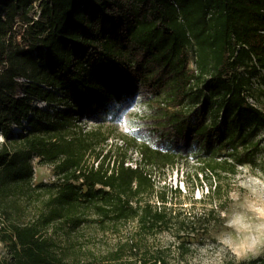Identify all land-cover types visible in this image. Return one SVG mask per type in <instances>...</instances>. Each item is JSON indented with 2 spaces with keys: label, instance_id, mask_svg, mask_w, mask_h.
<instances>
[{
  "label": "trees",
  "instance_id": "16d2710c",
  "mask_svg": "<svg viewBox=\"0 0 264 264\" xmlns=\"http://www.w3.org/2000/svg\"><path fill=\"white\" fill-rule=\"evenodd\" d=\"M34 2L0 0V264H169L140 254L145 238L171 231L187 251L196 231L156 189L155 170L203 162L214 201L264 149V0H41L38 19ZM137 96L155 106L152 142L137 145L135 166L119 146L111 165L107 135L82 118ZM33 157L53 181L34 182ZM132 221L139 239L102 257L80 240Z\"/></svg>",
  "mask_w": 264,
  "mask_h": 264
},
{
  "label": "rangeland",
  "instance_id": "374dc122",
  "mask_svg": "<svg viewBox=\"0 0 264 264\" xmlns=\"http://www.w3.org/2000/svg\"><path fill=\"white\" fill-rule=\"evenodd\" d=\"M33 104L41 109L53 110L56 107L39 99L34 100ZM153 107L155 106L152 101L137 96L135 102L121 112H112L101 120L83 117L81 123L87 129L101 126L107 135V140L103 144L104 153L112 150L113 154L120 146L122 150L127 151L130 157L128 164L135 166L138 158L137 145L144 141L152 142L149 132V123L151 122L145 123V119H150ZM29 128L28 122L25 121L23 126L15 125L12 129L16 134H19ZM258 138H261L264 144L263 131L258 134ZM1 139H3L2 136H0ZM115 157L116 153L112 156L111 165ZM89 160L91 162L94 161L91 156ZM32 163L35 183L50 182L55 179L52 165L40 164L37 157H33ZM202 163L193 158H183L172 167L156 169L154 172L156 189L158 191H166L167 205L180 210L183 213V217L193 222L191 227H194L196 232L195 236L190 239L191 242L187 243L189 250L186 251L180 247L179 240L171 231H164L147 236L141 244L140 254L147 249V257L152 260L154 256L162 255L169 264H195L196 260L201 259L199 256L201 249L198 246L209 244L212 250L211 255L216 256L221 264H224L226 259L233 257L241 260L264 255V249L233 255L226 249L216 245L215 237L226 230L222 217L225 211L231 208L228 194L232 186L239 183L243 187L254 179L249 175L248 164L239 166L238 172L234 176H227L223 179L219 196L213 201L209 181L200 171ZM252 166L254 169H259L260 172L264 173V149L256 155L255 163ZM259 182L258 179L255 180V183ZM212 207L219 210L215 220L213 217L205 216V213ZM136 228V221H132L122 226L119 232L107 231L103 233L86 229L80 240L86 249H91L94 253L92 255L102 257L110 250L115 249L120 241L130 239V242H132L138 240L139 236L136 235ZM6 254V247L0 242V256Z\"/></svg>",
  "mask_w": 264,
  "mask_h": 264
},
{
  "label": "clouds",
  "instance_id": "9594fccd",
  "mask_svg": "<svg viewBox=\"0 0 264 264\" xmlns=\"http://www.w3.org/2000/svg\"><path fill=\"white\" fill-rule=\"evenodd\" d=\"M247 167L254 179L243 187L239 183L232 186L228 194L231 208L222 217L226 230L215 237L217 247L233 255L264 249V173L251 164ZM256 179L260 182L255 183ZM198 247L201 259L195 264H221L211 255L209 244Z\"/></svg>",
  "mask_w": 264,
  "mask_h": 264
},
{
  "label": "built area",
  "instance_id": "2783aa9c",
  "mask_svg": "<svg viewBox=\"0 0 264 264\" xmlns=\"http://www.w3.org/2000/svg\"><path fill=\"white\" fill-rule=\"evenodd\" d=\"M40 2H41V0H35V2H34V9H33V12L31 14L35 19H38L40 17V14H41Z\"/></svg>",
  "mask_w": 264,
  "mask_h": 264
}]
</instances>
